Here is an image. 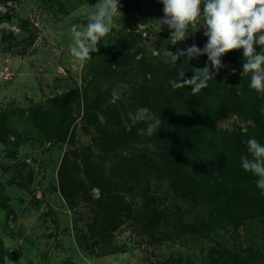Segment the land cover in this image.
<instances>
[{
	"label": "trees",
	"instance_id": "obj_1",
	"mask_svg": "<svg viewBox=\"0 0 264 264\" xmlns=\"http://www.w3.org/2000/svg\"><path fill=\"white\" fill-rule=\"evenodd\" d=\"M25 20L18 23L22 30ZM202 23L190 26L187 40L171 52L192 44L203 49L207 37ZM7 35L12 36L13 31ZM136 36L139 43L144 41L142 33ZM136 44L138 50L147 52ZM127 48L110 51L92 65L89 73L94 81L52 96L48 105H36L32 110L34 124L48 142L66 141L78 118L94 136L97 153L93 157L89 156L91 146L88 152L74 149L65 154L58 171L59 187L64 194L81 191L94 205L92 219L87 223L89 236L104 241L109 231L115 232L129 221L140 225L143 234L154 238L158 232L165 239L201 229L216 231L229 225L239 229L245 222L264 219V195L254 183L256 177L245 172L240 161L241 155L247 154L249 138L255 137L264 144V114L260 111L264 94L249 87L251 74L241 75L243 49L223 55L221 60L226 67L217 71L211 68L206 55L191 61L181 57L175 65L166 64L163 53L169 45H161L157 55L132 65L139 51L132 54ZM206 64L217 74L199 92H192L191 81L177 89L169 84L170 79L179 78L181 71L185 79H190L195 68ZM108 81L112 85L130 84L129 94L111 102L112 93L105 88ZM139 107H148L161 118L157 134L140 136L137 131L144 124L129 129L121 119L122 114L127 119V114ZM232 116L238 117L244 126H219ZM7 121L6 115H0V143L12 134ZM107 159H113V173L107 172ZM152 174L169 179L174 195L195 203L200 208L199 219L189 222L173 218L174 211L156 207L151 201ZM93 188L100 191L97 199L90 193ZM138 197L142 198L140 204L135 201ZM253 240L247 234L239 250L211 264H264V242L256 246ZM0 243V264H6L12 250L4 246L1 238Z\"/></svg>",
	"mask_w": 264,
	"mask_h": 264
},
{
	"label": "rangeland",
	"instance_id": "obj_2",
	"mask_svg": "<svg viewBox=\"0 0 264 264\" xmlns=\"http://www.w3.org/2000/svg\"><path fill=\"white\" fill-rule=\"evenodd\" d=\"M97 2L0 0V115L8 117L12 132L0 143V238L12 250L6 264H211L239 250L247 234L256 246L262 244L264 219L245 222L239 229L232 225L216 231L200 228L165 239L158 232L154 238L143 234L140 225L129 221L117 231H109L104 241L89 236L87 223L94 205L81 191L64 194L58 171L65 154L74 149L88 152L91 146L89 156L93 157L97 153L94 136L78 118L66 141L48 142L34 124L32 110L36 105H48L52 96L94 81L89 70L110 51L124 47L132 54L139 51L135 65L144 57L157 55L161 45H169L171 51L180 43L174 44L171 30L157 21L164 16L161 0H120L122 15L117 14L112 31L101 39L99 51L90 53L87 61H78L70 53L72 31L87 24L90 7ZM128 4L130 12L125 10ZM24 19L22 30L18 23ZM11 31L13 35H7ZM140 33L141 43L136 36ZM136 43L147 52L138 50ZM254 47L261 50L258 44ZM130 86L105 84L112 93L111 102L129 94ZM114 90L118 96L113 95ZM101 119L105 122V117ZM233 123L244 126L236 116L219 126L232 128ZM112 160L105 163L108 173H113ZM151 182V201L156 207L174 211L173 218L199 219L200 208L174 195L169 179L153 176ZM90 193L93 199L100 197L96 188ZM135 201L140 204L142 198ZM261 250L264 261V246Z\"/></svg>",
	"mask_w": 264,
	"mask_h": 264
},
{
	"label": "clouds",
	"instance_id": "obj_3",
	"mask_svg": "<svg viewBox=\"0 0 264 264\" xmlns=\"http://www.w3.org/2000/svg\"><path fill=\"white\" fill-rule=\"evenodd\" d=\"M164 16L157 20L161 26L171 30V39L175 43L186 40L190 26L201 21L207 42L203 49L196 44L185 49H177L175 53L165 49L163 53L166 64L175 65L181 57L191 61L206 55L212 69L217 71L226 67L221 57L232 50L243 49L244 62L241 75H250L249 87L257 93L264 94V0H161ZM201 5L203 7L201 8ZM87 24L80 25L72 31L70 53L78 61L91 58L90 53L99 51V43L109 34L117 23V14L122 15L120 0H98L90 7ZM20 27V26H19ZM200 27V28H201ZM14 32V31H13ZM260 45L257 52L254 45ZM206 64L203 68H195L194 75L185 79L181 71L178 79H170L173 89L185 86L191 81V90L195 94L208 86V82L216 76ZM233 74L235 70H232ZM114 96L119 94L114 90ZM264 114V107H261ZM130 129L137 124L145 127L138 129L140 136L157 134L162 120L148 107H139L135 112L121 115ZM129 121L131 123H129ZM247 154L240 157L241 168L256 177L254 183L264 195V144L255 137L246 142Z\"/></svg>",
	"mask_w": 264,
	"mask_h": 264
}]
</instances>
